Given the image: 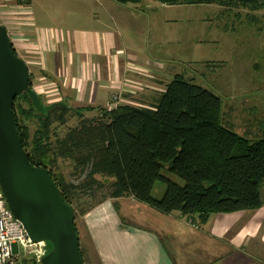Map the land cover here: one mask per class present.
I'll return each mask as SVG.
<instances>
[{"label":"trees","instance_id":"trees-1","mask_svg":"<svg viewBox=\"0 0 264 264\" xmlns=\"http://www.w3.org/2000/svg\"><path fill=\"white\" fill-rule=\"evenodd\" d=\"M156 1L165 6L218 5L225 12H264V0ZM224 107L214 92L177 74L147 107L58 106L44 114L24 93L15 100L13 111L29 160L52 174L61 196L74 209V220L77 207L85 216L114 201L118 213L117 200L131 197L162 215L178 212L202 229L216 214L259 209L263 204L264 127L257 138L240 135L225 123ZM86 113L92 117H84L54 139L56 124L65 126L68 115L82 118ZM65 164L71 170L69 179L62 171ZM164 168L182 178L184 185L162 176ZM158 181L166 183L161 199L153 196Z\"/></svg>","mask_w":264,"mask_h":264},{"label":"crops","instance_id":"crops-1","mask_svg":"<svg viewBox=\"0 0 264 264\" xmlns=\"http://www.w3.org/2000/svg\"><path fill=\"white\" fill-rule=\"evenodd\" d=\"M144 1L49 0L34 8L29 0L6 15L3 26L19 41L15 51L26 61L42 100L70 108L147 107L177 73L169 69L163 47H149L155 43L151 37L143 42L154 26L141 8ZM246 100L241 104L256 109L250 96ZM237 107H229L233 118ZM249 119H243L247 129L242 133L230 120L228 125L257 138L262 130L253 135ZM261 199L259 209L216 214L200 229L178 212L162 215L126 197L117 200L118 213L114 201L96 207L83 227L99 264H264V184ZM139 211L151 228L121 226L125 212Z\"/></svg>","mask_w":264,"mask_h":264},{"label":"rangeland","instance_id":"rangeland-1","mask_svg":"<svg viewBox=\"0 0 264 264\" xmlns=\"http://www.w3.org/2000/svg\"><path fill=\"white\" fill-rule=\"evenodd\" d=\"M28 1L0 0V26L6 22L3 19L6 15H12L15 7ZM48 1L33 0L34 8L42 7L48 4ZM141 8L145 10L146 15L153 17L154 24L151 26L152 35L142 37L143 42L150 41V37L153 38L155 43L150 42L149 47H163L170 58L167 63L170 70L184 75L222 98L225 104L226 124L230 120V123L235 124L236 129L242 133L247 129L242 123L243 119L251 118L249 120L254 126L253 135H258L262 125L255 124L254 121L260 120L259 122L264 123V12H251L248 9L225 12L218 5L165 6L156 0L144 1ZM247 96L252 99L248 102L255 104L256 109L251 111L250 105L241 104L247 101ZM44 98L43 104L46 106L52 104L50 99ZM241 99L243 102H240ZM236 103L239 107L233 118L229 107ZM68 117L67 125L54 126V139L63 137L69 129L78 126L84 117L92 116L86 113L82 118L72 117L71 114ZM68 165L65 164L62 171L69 179L71 170ZM163 175L174 183L184 185L183 179L167 168L162 170ZM165 189L166 183L158 181L154 186L153 196L161 199L166 192ZM91 204L89 201L88 206ZM77 208L75 225L85 264H99L97 256L93 253L90 237L83 227L85 217L95 208L85 216H81L80 208ZM123 216L125 220L121 226L129 224L151 228L140 216V211L134 214L125 212ZM14 249L15 256L19 257V264H36L41 263L42 257L51 251L52 246L44 242L40 246H32L25 250L20 243H16Z\"/></svg>","mask_w":264,"mask_h":264},{"label":"water","instance_id":"water-1","mask_svg":"<svg viewBox=\"0 0 264 264\" xmlns=\"http://www.w3.org/2000/svg\"><path fill=\"white\" fill-rule=\"evenodd\" d=\"M30 84L26 61L15 54L8 29L0 26V185L32 243L52 246L42 264H84L74 209L61 196L52 174L29 160L13 111L15 100L24 93L44 114L58 106L68 107L63 102L44 105Z\"/></svg>","mask_w":264,"mask_h":264},{"label":"built area","instance_id":"built-area-1","mask_svg":"<svg viewBox=\"0 0 264 264\" xmlns=\"http://www.w3.org/2000/svg\"><path fill=\"white\" fill-rule=\"evenodd\" d=\"M10 40L12 48L19 42L13 41L12 36H10ZM16 243H20L25 250L43 244L32 243L29 235L25 232L23 224L14 217L12 210H10L7 198H5L0 185V264H19V257L15 256L14 245Z\"/></svg>","mask_w":264,"mask_h":264}]
</instances>
